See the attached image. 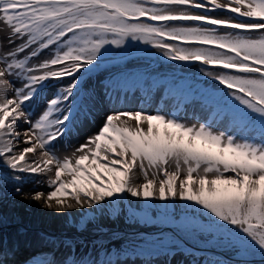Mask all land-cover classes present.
I'll return each mask as SVG.
<instances>
[{
  "label": "snow or ice",
  "instance_id": "obj_1",
  "mask_svg": "<svg viewBox=\"0 0 264 264\" xmlns=\"http://www.w3.org/2000/svg\"><path fill=\"white\" fill-rule=\"evenodd\" d=\"M128 41L174 69L197 67L212 87L190 85L189 94L199 92L213 119L189 124L171 109L119 110L128 101L118 85L145 79L126 66L100 90L85 87L101 58L132 55ZM102 105L112 111L98 130L68 144ZM58 145L71 151L60 155ZM0 181L56 214L107 205L110 214L148 222L137 208L160 207L178 235L193 240L184 248L190 264H224L196 258L198 245L212 242L264 258V0H0ZM128 196L140 203L121 209ZM76 243L59 240L68 250L62 264H106L76 257ZM174 247L183 248L182 239ZM9 253L15 246L0 235V264Z\"/></svg>",
  "mask_w": 264,
  "mask_h": 264
},
{
  "label": "rangeland",
  "instance_id": "obj_2",
  "mask_svg": "<svg viewBox=\"0 0 264 264\" xmlns=\"http://www.w3.org/2000/svg\"><path fill=\"white\" fill-rule=\"evenodd\" d=\"M129 48L132 49V55H130L126 60L120 61L123 62L120 65H118L116 68L112 70V67L109 65H102L100 68L90 74V76H85L83 79L85 81L86 78H90V81L85 82L84 86L88 87L90 84H92V81H99V83L103 82L104 79H102L104 76L111 72L118 71L120 69H124L125 66H135L139 67V69L145 73L146 77L151 74L152 76L150 78H153L157 81H162V77L156 76L160 70L161 67L158 69H151L149 66L151 65H157V64H151L146 67L147 64L153 63V57L155 55H149V53L137 51V45L136 42L128 41ZM139 48H143V45H139ZM149 47V52H153ZM48 50H45L41 53L40 56L33 59L32 63H36L48 56ZM152 57V58H146V57ZM147 59V60H146ZM129 61V62H127ZM143 63L141 64V62ZM118 64L117 59L107 55L100 60V64ZM144 67V68H142ZM146 67V68H145ZM105 69H109L110 71H106ZM160 74L165 76V80L172 84V85H178L183 84L184 87L181 88V90H185L186 88H189L190 85H197L198 89H208L211 88V84L206 83H200L197 81V79L193 78V76H202L199 74L198 68L194 66H190L189 68H181L177 66L175 69L172 68L168 62H164L163 64V70L159 72ZM190 74V75H187ZM193 75V76H191ZM67 82V80H65ZM102 85V83H101ZM156 89L160 92L162 87L157 83L151 87ZM94 89L99 90L97 87L94 86ZM55 91V88H50L49 90V97L51 96V92ZM145 98H141V101ZM192 98H182L184 104L187 103L189 100L191 101ZM189 101V102H190ZM151 102L148 100V103ZM199 103H203L202 100L199 101ZM127 105L133 107L136 103H126ZM140 106H142L143 103H138ZM210 107V106H209ZM196 108H202L200 104L196 106ZM104 109V106L102 105L100 109H98L97 113L95 114V117L93 120H90L89 124H84L81 127L86 128L90 127L93 128V130L85 135L80 134L78 139V144L82 143L84 138L88 135H91L94 131L98 130V123L96 125H93V122L98 119L99 115L101 114L100 110ZM109 109V110H108ZM148 112H154L157 111L156 105L151 104V107L144 108ZM212 109V107H210ZM106 110L111 111L110 108H107ZM119 110H128L125 108H120ZM132 110H137L135 108H132ZM213 110V109H212ZM39 112V109H37V113ZM190 115L187 117L186 120H190ZM202 120H192L193 122H204L206 119L201 118ZM204 120V121H203ZM77 144V145H78ZM34 177V179H36ZM31 179V177H30ZM43 179V177H41ZM142 179V177H141ZM24 186H30L31 184H25ZM13 182L11 181H0V195L2 196L4 194V191H7L8 193L14 194L12 191ZM49 189L46 187L44 191H48ZM128 199L126 198L119 207L121 209H125L128 206ZM163 204L164 202H157V204ZM132 206V204H131ZM170 211L175 215V218L177 220H180L183 216L182 210L178 206H173ZM137 212L140 217H143L145 213H147L148 222H145L144 219H138L137 221L133 222L131 219L128 218L125 211H121L119 214L111 213L109 212L108 206L106 205L103 210L96 209L92 210L87 207L84 209H75L74 212H71L68 214L65 222V227L61 229H57L59 232L52 235V238H56L57 243H59V240L68 238L75 240L76 247H75V256L76 257H84L85 259H89L90 255L92 253V249H87L84 253H78L76 251V248L78 244H81L80 237L86 238V245L89 248H93L94 252L97 254L96 260H102L107 262H112V264H133L130 261H156L158 260L163 261L167 258H171L176 260L177 264H190V261L193 259L191 255L188 254V252L184 251V248L191 249L193 240L190 237H183L181 238L175 226L171 223L165 220L163 215V209L160 207L157 208H149V209H143L140 210L137 209ZM180 212L179 214H177ZM86 214L84 217V220L81 221L82 215ZM200 223H205L206 218L205 217H199ZM12 225V222H11ZM3 228V224H0V231ZM22 228V227H21ZM88 238V239H87ZM209 238L207 234H198L199 240H204ZM121 239V240H120ZM183 242L184 247H174V242L177 240H181ZM121 243H120V242ZM111 242H114L116 245L112 246L111 248H107V245ZM46 245H48L46 243ZM95 245V247L93 246ZM202 250L197 253L196 258L197 259H211V260H220L217 257H223L227 260H220L223 261L224 264H248L249 258L252 257H258V259H261L262 257L259 255V253H251L249 252L246 255H238L234 250L228 248L225 245L212 242L209 244H199L198 245ZM54 248H56L55 253L51 255L52 259L55 261L56 264L62 263L65 259V257L68 255V250L63 245H57ZM50 252L54 249H49ZM37 251V250H34ZM119 252V253H118ZM54 255V256H53ZM87 257V258H86ZM101 258V259H100ZM93 259V258H90ZM257 259V260H258ZM264 259V258H263ZM263 262H255L250 264H258Z\"/></svg>",
  "mask_w": 264,
  "mask_h": 264
},
{
  "label": "bare ground",
  "instance_id": "obj_3",
  "mask_svg": "<svg viewBox=\"0 0 264 264\" xmlns=\"http://www.w3.org/2000/svg\"><path fill=\"white\" fill-rule=\"evenodd\" d=\"M126 68L128 72L143 74V72L139 69V67L136 69L132 65H129ZM105 70L110 71L109 69H105ZM122 70L123 69H120L118 71L107 74L106 76L102 78L104 79L103 82H107L110 77L117 75ZM151 76L152 75L149 74L147 77L150 78ZM87 81H90V78H86L85 82ZM136 85H138V83H135L132 81H129L127 83H121L120 85H118L117 91H119L120 94L135 93L137 92L135 89ZM160 87L163 88V86H160ZM147 91L150 92L151 94H156L161 104L165 105L166 103H168L169 106L174 105L173 100L177 96H179L176 93L163 94L162 89L159 92L156 89L147 88ZM180 98L182 99V97ZM183 104L184 102H182V105ZM104 111H106L105 108L100 110L101 114L99 115L98 119L93 122V125H96L97 123L99 125L102 122L105 114L107 113L105 112L104 114H102ZM201 118L206 119V120L213 119V110L208 109ZM192 120L190 119L186 121L189 124H198V122H193ZM92 130L93 128L91 127H86V128L80 127L79 130L75 134L67 137L68 144L77 145L78 144L77 138L79 137V135L80 134L85 135L91 132ZM62 144H63V141L60 142V145ZM60 145H58L59 154L60 155L66 154L61 150V148L63 147H60ZM63 149L71 150L70 148H63ZM36 179H41V176H37ZM136 182L137 183L142 182L141 177L138 178ZM24 187H25V190H28L29 188L33 187V185L31 184V187L30 186H24ZM39 188L41 190H45L46 186L40 185ZM127 199L131 201V204L133 207H136V205L140 203L136 198H132L130 196H128ZM137 209L140 210L141 208H137ZM74 211L75 209L69 210L68 212L61 213V214L47 212V211L42 210L40 206L36 203H33L31 206H29L27 202L19 199V197L15 196V194H11V193H8L7 191H4V194L2 196L0 195V217H2V221H3L2 222L3 228L0 231V235L3 236L5 244L7 246H10L13 243H23L28 248H31L32 246H37L39 250V251L32 252L31 254L27 255L23 259L22 258H20V260L16 259L13 261V263L14 264H28V262L34 257L44 258L48 260L52 259L51 255L54 254L56 250V248L54 247L60 244L56 243L54 245L52 243H49L48 240L56 241V238H52V235L59 232L57 229H61L65 227V222H66V218L68 214ZM179 213L180 212H178L177 214ZM11 222H12V225H11ZM45 234L47 235V239L42 241L41 237L45 236ZM80 239H81V242H80L81 244H78L76 251L78 253H84L87 249H92L90 258L95 259L97 257V254L93 253L94 252L93 248H89L86 245V238L80 237ZM46 243L48 245H46ZM115 245L116 244L114 242H111L110 244L107 245V248H111L112 246H115ZM51 248H53L54 250L50 252L49 249ZM130 262H132L133 264H177L178 263L176 260L171 259V258H167L160 262L158 260L156 261H138L137 260V261H130ZM59 264H62V263H59ZM122 264H126V263H122Z\"/></svg>",
  "mask_w": 264,
  "mask_h": 264
}]
</instances>
